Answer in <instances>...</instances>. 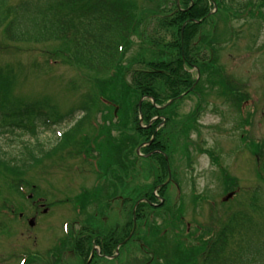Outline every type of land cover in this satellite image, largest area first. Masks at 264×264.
<instances>
[{
	"label": "trees",
	"instance_id": "obj_1",
	"mask_svg": "<svg viewBox=\"0 0 264 264\" xmlns=\"http://www.w3.org/2000/svg\"><path fill=\"white\" fill-rule=\"evenodd\" d=\"M212 5L216 10L210 13ZM236 14L232 5H224V0H0V56L36 53L29 62L14 59L0 63V232H10L5 222L7 213L14 208L22 210L23 200H28L26 190L34 198L39 195L33 179L36 170L43 171L39 167L44 168L46 159L61 153L68 158L81 154L97 159L108 183L121 188L122 193L115 191L112 195L125 193L127 208L120 222L107 226L102 222L103 226L85 229L84 235L71 236L66 249L76 252L79 258L85 259L94 244L111 254L136 223L127 241L128 259L141 242L151 254L146 264H264V221L260 220L264 215V139L246 143L257 157V184L242 190L235 212L226 213L227 222L219 221L220 227L214 233L207 231L213 235L205 239L200 235L197 241L192 234L160 235L161 227L153 219L159 215L168 225L183 223L169 204L167 184L157 190L165 197L162 203L154 190L168 176L171 155L181 147L187 150V141L179 144L178 138L186 137L194 112L177 119L173 112L176 101L157 109L151 99L160 105L171 98L176 100L193 84L192 92L198 97L203 89L218 86L221 95L230 94L241 114L245 92L210 57L224 30L219 23L225 24ZM225 29L229 33L230 27L226 25ZM134 36L138 38L137 51L131 54ZM54 62L77 72L64 85L65 95L73 98V105L65 112L60 110V94L53 96L48 87L56 84L55 77L45 79L39 93L20 92L29 74L39 76ZM192 66L200 73L197 81L186 70ZM77 110L82 116L56 143L40 139L44 128ZM97 114L101 118L98 127L94 123ZM140 116L144 125L150 123L149 128L139 125ZM154 116L161 118L152 120ZM111 130L116 134L112 135ZM154 132L155 138L142 153L166 151L167 160L159 152L144 159L135 151ZM142 178L144 181L139 183ZM221 178L225 192L236 187V178L224 170ZM92 193L83 191L74 203L84 208L102 200ZM235 238L239 239L233 244ZM189 239L195 242L189 244ZM125 247L120 248L118 264L122 263ZM71 262L64 259L52 264ZM93 264H101V260Z\"/></svg>",
	"mask_w": 264,
	"mask_h": 264
},
{
	"label": "rangeland",
	"instance_id": "obj_2",
	"mask_svg": "<svg viewBox=\"0 0 264 264\" xmlns=\"http://www.w3.org/2000/svg\"><path fill=\"white\" fill-rule=\"evenodd\" d=\"M262 31V30H261ZM134 39V46L132 47L131 54L135 53L137 51V46L138 43V38L133 37ZM261 43L264 45V32L262 31V34H260L259 37V42L258 44ZM241 45H238L236 47H228L230 49H235L239 50ZM231 53H234V51H231ZM242 53L240 58L244 59L247 57V61L244 62L243 64L246 63L245 65L241 64L239 61H233L232 63H227L229 70L232 71L233 73H236L238 70H248L250 71V64H253L255 66V70L261 71V69L264 68L262 66V63L264 65V47H260L259 49H255L252 51H248ZM36 53H30V52H22V53H12L8 57L6 56H0V63L6 62V61H11L14 59L22 60L23 62H29L32 60V57ZM42 59V57H41ZM52 72H43V73H38L39 76L31 75L29 74L28 80L23 86L20 88V92L25 93V94H34V93H39L41 89H44L45 85V79L47 80L48 75L51 76H59L62 78H70L71 76L74 75L73 70L63 64L58 65V67H52ZM257 72H253L254 75L257 74ZM242 73V72H241ZM241 81L243 82V78L241 77ZM250 85L248 84V82ZM245 89L249 91V96H251V100L255 101L258 105V111L256 112V118L253 123V127L250 131V136L253 137L254 139H259L262 140L264 139V100L259 101L261 98H264L263 95H261V91H259V88H261V81L259 76H254L252 79L247 80ZM49 90L51 92H55L57 90V85L52 83L48 85ZM65 88H62L64 90ZM260 97V99H259ZM211 100V97L209 98ZM60 102L63 103L62 100ZM196 99L194 97H191L190 99H187L186 101L184 100L182 105L180 106V109L182 110H191L194 105H195ZM210 104L205 107L203 116L200 118V121L202 125L199 128L200 131V136L203 139H206V146L208 148L214 146L215 144L219 143L220 141H223L221 145H227L228 150H232L234 148V143L230 142L229 140L235 141L233 138L236 135H239V133L242 131V127H237L238 130H236L234 127L236 126L237 122L235 120V114L230 113L227 114V108L224 110V105L220 104ZM209 104V103H208ZM214 107H218L217 111L214 110ZM99 115V114H98ZM238 120V119H237ZM73 120L69 121L66 120L62 122L61 124L57 125L55 129H58L60 131H63L72 124ZM56 133L51 130H44L39 134L40 139H44L45 142L52 144V140L54 139L53 136ZM192 136L193 141L195 142V138L197 137L196 132L189 133ZM56 137V136H55ZM229 139V140H226ZM55 157H53L54 159ZM47 160V162L44 164V175L41 176L40 182L44 183L41 184L40 188L42 191H40L38 194L39 196H43L49 202L54 199L58 203L51 209V211L48 214H43L41 215L38 223L32 227H23L22 230L18 231L17 229L15 230V235L13 237H10L11 235L5 233V232H0V236H5L7 239H3L0 241V264H4V259L8 261L7 264H15L17 263L16 260L18 257L22 254H27V255H32V254H37L40 252L41 253L45 252L47 249L50 248L51 245L55 243V239L61 232L64 231V228H62L61 223L64 221H68L69 223H73L75 220H77L75 211L71 207V203H73V197L74 193L77 192V190H82L85 187V185H89V188H95V187H103L104 183L102 179L99 182L92 183L94 176L92 178V173L91 172H83L82 168L86 169L85 167L82 166L83 161H79L76 164H68L66 161L69 160L68 158L65 157V160H63V167L59 166V170H54L51 168V162L52 160ZM254 159V158H253ZM223 160L224 164L228 165L230 167H233V164L235 163V160L233 159V156H230L227 153H223ZM238 160L240 162V168L239 172L243 173L247 179L251 178V163L246 160L244 161L242 156H238ZM174 163V162H173ZM86 165V164H83ZM207 165V161H204V156L201 155L199 156L198 160L196 161V170L199 174H197L194 179L196 181V188L197 191L200 192L203 188V184L206 185L207 182L209 181L208 174L204 171L203 167ZM87 166V165H86ZM233 172V171H232ZM234 175L240 177V173L233 172ZM92 178V179H91ZM241 178V177H240ZM35 180V178H34ZM88 182V183H87ZM240 185L241 187H250L254 184L257 183L256 177L252 178L251 181H243L240 180ZM38 184L37 186H39ZM44 189V190H43ZM119 192H121V188L117 187L116 188ZM215 189V185L211 186L206 190V192H209V190ZM54 192L55 196L51 197L52 195L49 194V192ZM216 192L218 191L215 189ZM211 193V196H214ZM241 198L243 197L240 196ZM244 200V199H243ZM239 199L235 202L238 203ZM219 202V200L217 201ZM218 204V203H217ZM215 205L214 206V211L218 212L221 210L219 207L221 205ZM117 210L116 212H112L110 214V219H114L118 217L123 220V216L119 211V205H116ZM207 210L206 208H203V212L201 213V222L204 224L208 223L209 219H207V214L205 213ZM24 211L27 214V217L32 213L30 206L25 205ZM109 210H107V199L103 200L100 205H99V211L98 214L100 216H104L107 218V213ZM223 213V209H222ZM228 213V209L225 208V215ZM190 215V214H188ZM223 217V214H222ZM198 218V217H196ZM260 220L264 221V215L261 217ZM37 225V226H36ZM36 226V227H35ZM35 228V229H34ZM36 237L34 239V236ZM34 239V240H32Z\"/></svg>",
	"mask_w": 264,
	"mask_h": 264
}]
</instances>
